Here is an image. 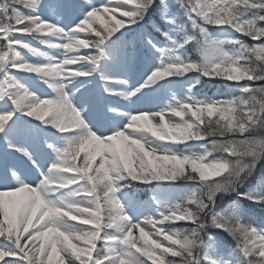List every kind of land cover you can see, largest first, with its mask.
<instances>
[{
    "label": "snow or ice",
    "instance_id": "obj_1",
    "mask_svg": "<svg viewBox=\"0 0 264 264\" xmlns=\"http://www.w3.org/2000/svg\"><path fill=\"white\" fill-rule=\"evenodd\" d=\"M0 264H264V0H0Z\"/></svg>",
    "mask_w": 264,
    "mask_h": 264
},
{
    "label": "rangeland",
    "instance_id": "obj_2",
    "mask_svg": "<svg viewBox=\"0 0 264 264\" xmlns=\"http://www.w3.org/2000/svg\"><path fill=\"white\" fill-rule=\"evenodd\" d=\"M97 27H99V25H97ZM214 92H216V91H214ZM214 92H211V93H208V92H207V94H208V95H211V94L214 93Z\"/></svg>",
    "mask_w": 264,
    "mask_h": 264
}]
</instances>
